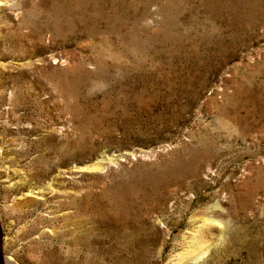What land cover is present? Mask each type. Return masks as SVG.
<instances>
[{
  "label": "rangeland",
  "instance_id": "obj_1",
  "mask_svg": "<svg viewBox=\"0 0 264 264\" xmlns=\"http://www.w3.org/2000/svg\"><path fill=\"white\" fill-rule=\"evenodd\" d=\"M2 264H264V0H0Z\"/></svg>",
  "mask_w": 264,
  "mask_h": 264
},
{
  "label": "water",
  "instance_id": "obj_2",
  "mask_svg": "<svg viewBox=\"0 0 264 264\" xmlns=\"http://www.w3.org/2000/svg\"><path fill=\"white\" fill-rule=\"evenodd\" d=\"M3 261V254H2V230L0 226V264H2Z\"/></svg>",
  "mask_w": 264,
  "mask_h": 264
},
{
  "label": "bare ground",
  "instance_id": "obj_3",
  "mask_svg": "<svg viewBox=\"0 0 264 264\" xmlns=\"http://www.w3.org/2000/svg\"><path fill=\"white\" fill-rule=\"evenodd\" d=\"M6 263H7V264H12L8 259L6 260Z\"/></svg>",
  "mask_w": 264,
  "mask_h": 264
}]
</instances>
